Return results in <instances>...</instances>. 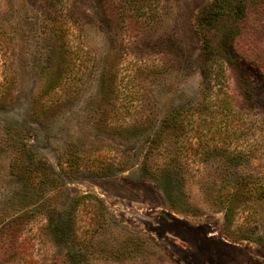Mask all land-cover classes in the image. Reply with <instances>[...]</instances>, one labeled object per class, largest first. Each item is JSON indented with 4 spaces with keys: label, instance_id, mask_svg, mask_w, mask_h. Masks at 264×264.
<instances>
[{
    "label": "rangeland",
    "instance_id": "obj_1",
    "mask_svg": "<svg viewBox=\"0 0 264 264\" xmlns=\"http://www.w3.org/2000/svg\"><path fill=\"white\" fill-rule=\"evenodd\" d=\"M125 1L0 0V263L264 264V203L224 209L264 184V2L254 62L208 82L211 0Z\"/></svg>",
    "mask_w": 264,
    "mask_h": 264
},
{
    "label": "trees",
    "instance_id": "obj_2",
    "mask_svg": "<svg viewBox=\"0 0 264 264\" xmlns=\"http://www.w3.org/2000/svg\"><path fill=\"white\" fill-rule=\"evenodd\" d=\"M256 1L264 2V0ZM248 2L249 0H211L207 7L196 17V26L203 46L205 78L208 82L213 80L225 81L228 78V71L238 79H242L243 70L245 69H241L250 66L254 62L250 61L241 52L239 53L246 45L249 29L257 21L256 18L254 19V15L249 12ZM132 3L133 0H126V6L124 7L128 8ZM224 112L230 113L231 109H224ZM177 120V117L169 120L168 126L160 132L159 136H168V130L177 123ZM19 161L16 160L11 167L13 174H18ZM166 162L169 163L167 160ZM161 174H163V171ZM233 186L231 196L224 202L228 224H232V219L237 211L248 210L250 204L252 206L254 202L264 203V184L240 179ZM235 191L240 193L234 194ZM91 197L84 196L83 199ZM1 244L0 241V246ZM15 244L16 248L11 250L7 259L0 264H38L39 261L37 262V259L31 254L34 244L30 239L22 240L20 243H14L13 245ZM39 264L41 263L39 262Z\"/></svg>",
    "mask_w": 264,
    "mask_h": 264
}]
</instances>
